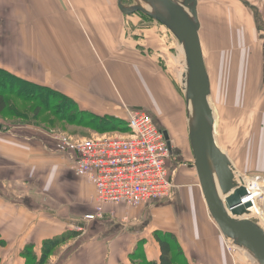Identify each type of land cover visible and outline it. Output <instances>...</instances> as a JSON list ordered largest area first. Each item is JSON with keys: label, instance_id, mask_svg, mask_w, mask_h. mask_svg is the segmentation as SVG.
Masks as SVG:
<instances>
[{"label": "crops", "instance_id": "0c3cea01", "mask_svg": "<svg viewBox=\"0 0 264 264\" xmlns=\"http://www.w3.org/2000/svg\"><path fill=\"white\" fill-rule=\"evenodd\" d=\"M263 1L232 0L237 11L222 10L218 18L225 26L224 34L211 35L223 37L219 41L222 47L225 37H238L241 46L243 37H254L253 41L258 43L257 50L253 43L254 49L240 51L237 84L228 102L238 108L237 112L244 111L246 104L257 111L254 117L239 116L257 120L251 137L258 139L255 156L258 154L260 158L262 154L263 161L253 167L261 174H264ZM115 5L116 0H0V66L35 85L70 96L82 110L123 118L126 112L120 107L122 102L109 89L110 81L103 69L111 53L126 49L125 45L130 43L126 37H115L122 25ZM229 24L238 26L233 36L227 31ZM202 27L203 23L200 30L203 47ZM151 39L158 42L157 37ZM120 53L117 55L120 62L110 63L121 83L127 74L123 70L128 68L122 70L124 77L120 69L130 58V52ZM132 65L136 70L138 65ZM242 76L245 82L241 88ZM141 79L137 77L136 81ZM150 85L146 87L156 88L153 82ZM128 88L120 86L123 100L138 107L142 98L127 94ZM147 93V97L152 96ZM218 119L231 121L223 120L227 118L222 115ZM2 126L0 235L7 244L0 250L5 248L8 252L0 255V264H25L21 253L27 245H35L40 255L45 240L74 231L80 236L63 245L49 264L51 260L53 264H132L129 257L139 251L141 244L140 254L149 262L158 261L161 252L153 236L157 231L176 235L186 264H233L196 180L187 186L176 181L179 186L169 199L155 200L156 203L144 208L104 205L103 219L85 221V216L93 213L99 203L93 185L72 170L70 152L61 149L46 131ZM181 133L187 137V128L183 127ZM252 154L244 160L249 161ZM232 162L237 164L234 159ZM183 188L189 189L179 191ZM176 203L181 204L178 209ZM146 212H151L150 219Z\"/></svg>", "mask_w": 264, "mask_h": 264}, {"label": "rangeland", "instance_id": "374dc122", "mask_svg": "<svg viewBox=\"0 0 264 264\" xmlns=\"http://www.w3.org/2000/svg\"><path fill=\"white\" fill-rule=\"evenodd\" d=\"M176 1L179 3H188V0ZM123 2L126 6L137 5L135 0H123ZM115 6L118 7L120 17L122 18L121 28L119 27L120 33L115 35V37H126L130 43L125 45L126 49L123 48L113 55L111 53L109 56L110 60L107 61L109 62L107 65H104V62L101 63L99 61L101 65H104V75L110 81V85H108V87L120 98V103L122 102L120 107L125 110V112H132L134 110L145 111L151 115L163 133L167 132L169 134L171 138L170 142L172 143V152H170L169 162L171 169H173L172 174H174L175 177L177 176V183L179 182V185L187 186V184L193 182L194 179V181L198 180V184L200 186L197 172L193 166L194 155L190 139L188 105L184 92V80L186 78H183L182 76L183 69L186 66L184 46L178 41L174 33L160 22L140 12L125 15L119 7L118 0H116ZM227 10L233 11L234 13L237 11L232 0H199V17L201 23H203L201 32L203 38V51L211 83V103L213 109L215 110V117L217 118L215 134L219 147L229 156L231 161L234 159L237 162V164L233 162L234 166L237 167V170L246 173V175L254 176L261 173H259L256 167L253 166L261 164L263 161L261 159L262 154H260V158L258 154L255 156L256 146L254 145H256L258 139L251 137L255 132L254 125L257 120L249 121L250 117L243 116L240 118L239 114H250L254 117L253 114L257 111L253 108V106L251 107L246 104L244 111L237 112L238 108L233 106L230 102H228V100L233 95V87L237 84L236 79L238 73L236 72V68L241 56L240 51L244 49H254L252 46L253 43L257 47V50L258 43L253 41L252 38L254 37H243V44L245 45V47H243V44L242 46L239 44L238 37H225L222 47L219 41H223V37H211L212 34H224L225 26L222 25L218 18L222 16L220 13L221 11L229 13ZM225 19L229 21L227 18ZM228 26L230 29L227 28V31H229V33L233 36V34L236 33L238 26L233 25V27H231L230 24ZM155 37L158 38V42L152 41L151 38ZM137 42H141V44H138ZM127 46H129L128 49ZM219 47L221 48L219 49ZM123 50L130 52V58L125 61L120 69L122 76L123 71L127 73V78L123 76L124 79L122 80L121 85V80L119 78L118 79L120 81L117 80L115 70L113 69V65H111V63L115 61L120 62V57L117 55L121 54L120 52H123ZM130 62H132L131 64L136 63L138 65L136 69L138 75L134 66L132 65L133 68L131 67ZM123 68L128 69L123 70ZM131 72L132 75L130 74ZM132 76H135L136 78L140 77L142 79L137 82L136 78L134 79ZM253 77L255 78L256 75L253 74ZM151 82L154 83L156 88L149 89L146 87V85L151 87ZM244 82L245 79L244 76H242V82L239 83L241 88L243 87ZM123 85L129 86V88H134V90L128 88L127 94L134 93L136 94L135 97L138 96L142 98L139 100L141 104L138 105V107L132 106V103H128L123 100V94L120 92V86L122 88ZM146 90L149 93L148 96H150V94L152 95L151 97L146 96ZM13 101L20 110L28 113L29 116L25 120L17 121L14 120V118H9L6 114L3 116L0 115V124L3 125L2 128L5 126V128L8 129L21 128V126L30 127L33 130L40 129L44 132L46 131L54 136H62L63 138L67 137V139L72 142L81 141L86 138L115 137L126 134L121 132L100 134L93 130L70 124L69 122L62 123V121L57 124V126H54V128L49 127V125L43 123L44 121L42 120H46V118L49 119L45 112L40 113L41 116L39 115V120H34L36 119L33 114L34 104L29 105L27 101H21L18 99H14ZM220 115L227 118L223 120L231 121L221 122L218 119L220 118ZM258 123L261 124L260 122ZM183 127L187 128V137H183L181 133V129H183ZM262 148H264V146ZM249 153L253 154L250 157V160L246 162L244 158H246ZM250 162L251 166L249 164ZM243 167H247V170L243 171ZM189 169L195 170V173H190ZM261 176L264 177V174H261ZM184 189L185 188L180 189L179 191H184ZM188 189L189 188L185 190ZM153 202L156 203L157 201H150L148 204H142V207L140 208H144L146 205ZM261 204L264 207V202ZM180 206L181 204L178 205V203H176L177 209ZM95 212L96 209L91 214H95ZM146 213L147 219H150L152 216V214L150 215L151 212ZM241 250L245 251L247 256L250 255L246 250ZM7 252L8 249L5 248L0 250L1 257H3ZM240 255L241 256L237 258L232 250L234 264L236 259L238 263L258 264L253 256V261H251L245 256H242V254ZM53 263L54 261L51 260V264Z\"/></svg>", "mask_w": 264, "mask_h": 264}, {"label": "water", "instance_id": "95a60500", "mask_svg": "<svg viewBox=\"0 0 264 264\" xmlns=\"http://www.w3.org/2000/svg\"><path fill=\"white\" fill-rule=\"evenodd\" d=\"M135 1L137 5L126 6L123 0H118L121 11L125 15L140 12L160 22L169 28L184 46L187 64L184 92L189 124L191 105L196 120V126L190 127L193 166L208 211L226 238L234 240L253 254L259 264H264V230L254 221L238 218L247 213L248 206L241 205L247 193L245 188H237L235 166L229 156L219 148L215 138L216 118L210 103L211 83L200 36L199 0H188V3H179L176 0ZM145 3L153 8L161 4L167 12L162 13L156 9L151 12L145 8ZM164 134L172 152L170 136L167 132ZM213 171L218 180V187L214 182ZM220 196L225 199V205Z\"/></svg>", "mask_w": 264, "mask_h": 264}, {"label": "built area", "instance_id": "2783aa9c", "mask_svg": "<svg viewBox=\"0 0 264 264\" xmlns=\"http://www.w3.org/2000/svg\"><path fill=\"white\" fill-rule=\"evenodd\" d=\"M122 119L129 132L120 136L72 142L67 137L50 135L61 149L70 152L72 169L96 188L100 203L136 207L171 197L176 177L171 175L165 134L145 111L126 112ZM235 172L237 188H245L247 193L243 205L251 203L249 209H255L256 203L264 202V177ZM95 218L87 216L88 220ZM227 248L235 253L229 244Z\"/></svg>", "mask_w": 264, "mask_h": 264}, {"label": "trees", "instance_id": "16d2710c", "mask_svg": "<svg viewBox=\"0 0 264 264\" xmlns=\"http://www.w3.org/2000/svg\"><path fill=\"white\" fill-rule=\"evenodd\" d=\"M14 99L27 101L29 105L34 104L33 114L36 118L34 120H39L40 113L45 112L49 119L42 120L49 127L54 128L62 121V123L69 122L100 134L129 132L127 123L122 118L109 115L101 116L82 110L70 96L55 89L35 85L7 72L6 69L0 66V115L6 114L9 118H14L17 121L25 120L29 116L28 113L20 110L13 101ZM170 171L172 175L173 169L170 168ZM189 172L195 173V170L189 169ZM79 236V233L74 231L47 239L43 242L40 255L36 253L35 245H27L21 256L24 258L25 264H49L50 258L57 253L56 251L68 241L77 239ZM153 236L159 244L161 252L158 261L149 262L141 255L140 248L143 246L141 244V246L139 245V251L129 257L132 264H186L183 248L176 235L157 231ZM6 244V241L0 235V247H5Z\"/></svg>", "mask_w": 264, "mask_h": 264}, {"label": "bare ground", "instance_id": "6f19581e", "mask_svg": "<svg viewBox=\"0 0 264 264\" xmlns=\"http://www.w3.org/2000/svg\"><path fill=\"white\" fill-rule=\"evenodd\" d=\"M145 5V8L147 9V10H149V11H151V12H153L154 11V9H156V10H158V11H160V12H162V13H166L167 11H166V9L161 5V4H158L155 8H153V6L152 5H150V4H144ZM188 14H189V16H190V18L191 19H193V16L190 14V12H188ZM186 61V60H185ZM186 73H187V64H186V66H185V68L183 69V72H182V76H183V78H186ZM210 103H211V98H210ZM211 105H212V103H211ZM213 107V106H212ZM214 112H215V110H214ZM189 115H190V127L191 128H194L195 126H196V120H195V115H194V111H193V108H192V105H191V108L189 109ZM216 118V117H215ZM216 127H217V118H216V124H215V129H216ZM218 129V128H217ZM215 138H216V134H215ZM216 142H217V139H216ZM217 145H218V143H217ZM219 146V145H218ZM220 148V147H219ZM221 149V148H220ZM222 150V149H221ZM223 151V150H222ZM224 152V151H223ZM225 153V152H224ZM237 168L235 167V170H236ZM73 170V169H72ZM74 171V170H73ZM237 171H239V170H237ZM241 174H244V175H246V173H243V172H241V171H239ZM76 174V173H75ZM235 174H237V172H235ZM77 175V174H76ZM213 175H214V182H215V184H216V186L218 187V180H217V178H216V174H215V172L213 171ZM78 176V175H77ZM80 177V176H79ZM82 178V177H81ZM85 179V178H84ZM94 187V186H93ZM176 187H178V185L176 184ZM94 189H95V193H96V188L94 187ZM172 191H174V190H172ZM173 197V196H172ZM221 197V196H220ZM169 198H171V197H169ZM169 198H166V199H169ZM96 199H97V195H96ZM166 199H162V200H166ZM220 200H221V202H223V204L225 205V199H223L222 197L220 198ZM97 201H98V199H97ZM149 202V201H148ZM148 202H146V203H148ZM98 203H99V205L96 207V212H95V214H89V215H86L85 216V221H96V220H99V219H103V214H104V212H103V206L104 205H117V204H110V203H100L99 201H98ZM146 203H144V204H146ZM206 203V202H205ZM119 205H125V206H130V205H126V204H119ZM241 205L242 206H248L247 207V213L246 214H244L242 217H238L239 219H243V220H249V221H254V222H256V223H259L262 227H264V207H263V205L261 204V203H256V208L255 209H253V210H250L249 208L251 207V206H253L251 203L250 204H246V205H243V202H241ZM142 205H140V206H136V207H134V206H130V207H133V208H137V207H141ZM228 213L230 214V212L228 211ZM210 214V213H209ZM91 215H95L96 216V218L94 219V220H88L87 219V216H91ZM100 215V216H99ZM211 216V215H210ZM212 218V217H211ZM213 219V218H212ZM236 219V218H235ZM213 222H214V220H213ZM216 224V223H215ZM218 227V226H217ZM218 229H219V227H218ZM263 230H264V228H262ZM220 230V229H219ZM220 232H221V230H220ZM221 234H222V236H223V239H224V241H225V248H226V251H227V253H228V255H229V257L231 258V260H232V262H233V264H234V260H233V256H232V254L229 252V250H228V248H227V244H229L230 246H231V248H233V249H235V256L237 257V258H239L241 255H240V252H242V255H244L246 258H248V260H251V261H253V258L256 260V258L254 257V255L253 254H251L247 249H245V248H243V247H241V246H239L234 240H232V239H229V238H226L224 235H223V233L221 232ZM239 249H240V252H239ZM241 249H243V250H246L250 255H246L245 253H244V251H242ZM252 256H253V258H252ZM248 262V261H247ZM256 262H257V260H256ZM236 263H238L237 262V259H236V261H235V264ZM258 263V262H257ZM259 264V263H258Z\"/></svg>", "mask_w": 264, "mask_h": 264}, {"label": "flooded vegetation", "instance_id": "af4514ba", "mask_svg": "<svg viewBox=\"0 0 264 264\" xmlns=\"http://www.w3.org/2000/svg\"><path fill=\"white\" fill-rule=\"evenodd\" d=\"M171 139V138H170ZM167 141V140H166ZM167 143H168V141H167ZM171 148H172V143H171Z\"/></svg>", "mask_w": 264, "mask_h": 264}]
</instances>
